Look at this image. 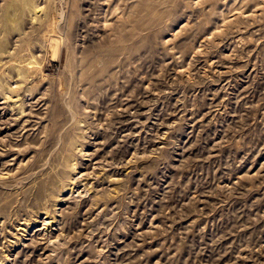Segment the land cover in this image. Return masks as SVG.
I'll list each match as a JSON object with an SVG mask.
<instances>
[{
    "label": "rangeland",
    "instance_id": "obj_1",
    "mask_svg": "<svg viewBox=\"0 0 264 264\" xmlns=\"http://www.w3.org/2000/svg\"><path fill=\"white\" fill-rule=\"evenodd\" d=\"M0 264H264V0H0Z\"/></svg>",
    "mask_w": 264,
    "mask_h": 264
}]
</instances>
